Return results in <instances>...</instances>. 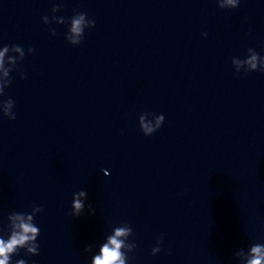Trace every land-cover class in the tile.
I'll return each instance as SVG.
<instances>
[{
    "label": "water",
    "instance_id": "water-1",
    "mask_svg": "<svg viewBox=\"0 0 264 264\" xmlns=\"http://www.w3.org/2000/svg\"><path fill=\"white\" fill-rule=\"evenodd\" d=\"M0 52V239L40 228L9 264H93L129 226L124 264L264 254V0H0Z\"/></svg>",
    "mask_w": 264,
    "mask_h": 264
},
{
    "label": "clouds",
    "instance_id": "clouds-1",
    "mask_svg": "<svg viewBox=\"0 0 264 264\" xmlns=\"http://www.w3.org/2000/svg\"><path fill=\"white\" fill-rule=\"evenodd\" d=\"M227 3L231 5L234 9H236L239 4L240 0H227ZM223 7V5H221ZM84 19V14L80 16L79 19H73L71 32L76 35V39L72 41L74 46L80 45L84 38L81 39V34L83 29L81 27L82 22ZM92 28L95 27V20H92ZM205 37L207 33H203ZM19 51V49H17ZM32 52H35V49L30 47L29 49ZM4 51H7V47H5ZM3 52H0V66L3 64ZM258 57L253 55L250 60L247 61L250 64L251 69H257V61ZM235 62V61H234ZM22 78H27L26 74ZM16 115L11 116L10 120H15ZM165 117L161 114L156 119L155 124L152 122H146L144 116H141L139 119L140 129L145 136H151L156 131H158L162 125L164 124ZM105 174L107 175L108 172L105 170ZM87 192L85 190H81L78 193L73 194V202H72V211L70 215L72 216H80L85 210V203L80 199V197H84L87 200ZM89 210L94 214L95 210L91 208V205L88 206ZM43 206H34L33 212L39 214L43 212ZM16 219L20 220V224L18 225L19 231L13 232L11 238L5 242L3 239H0V264H9L10 260V253L15 252L16 255L19 253L18 249L26 248V252L33 256L39 255V244L37 243L38 237L40 236V228L31 222H25L24 217L19 215ZM28 220L32 221V216H28ZM128 234H133V228L131 226L126 228H117L115 230L114 236L108 238V243L104 244L101 248V254L95 256L93 264H124V260L121 258V247L124 243L120 239V237L126 236ZM164 243L163 234H161L160 238L157 240V246L153 247L152 255L156 256L157 253L162 251V245ZM91 250V245L85 248V251L88 252ZM253 253V258L248 261V264H261V261L264 260V254H262V248L259 245L253 246L251 249ZM15 264H27V261L24 259L17 260Z\"/></svg>",
    "mask_w": 264,
    "mask_h": 264
}]
</instances>
